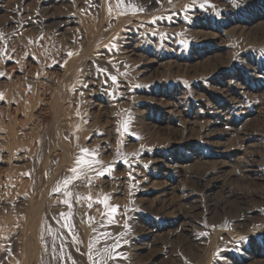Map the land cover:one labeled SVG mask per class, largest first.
I'll use <instances>...</instances> for the list:
<instances>
[{
    "label": "rangeland",
    "instance_id": "374dc122",
    "mask_svg": "<svg viewBox=\"0 0 264 264\" xmlns=\"http://www.w3.org/2000/svg\"><path fill=\"white\" fill-rule=\"evenodd\" d=\"M0 264H264V0H0Z\"/></svg>",
    "mask_w": 264,
    "mask_h": 264
},
{
    "label": "bare ground",
    "instance_id": "6f19581e",
    "mask_svg": "<svg viewBox=\"0 0 264 264\" xmlns=\"http://www.w3.org/2000/svg\"><path fill=\"white\" fill-rule=\"evenodd\" d=\"M147 4V3H146ZM146 4H137L136 2L134 3V5H136V6H138V5H143V6H145ZM132 6H133V4H132ZM135 6V7H136ZM137 28V25L136 24H133V25H130V26H128V27H126L125 29H124V32H122V33H120L119 34V39L118 40H116L119 44H120V46L118 47L119 49H120V51L122 52V54H123V56L125 57V55L128 53L129 54V52H132L133 50H134V47H136V46H134V47H132V45H130V43H131V40H136V38L134 37V35H136L135 33H134V29H136ZM117 31V30H116ZM137 36L139 37L140 36V34L139 33H137ZM137 37V38H138ZM136 44V43H135ZM138 46V45H137ZM118 53H120V52H118ZM120 55H121V53H120ZM128 57V56H127ZM91 212V211H90ZM93 214V213H92ZM84 216V215H83ZM87 216V215H86ZM25 257V256H24ZM23 257V258H24ZM22 258V259H23ZM21 259V258H20Z\"/></svg>",
    "mask_w": 264,
    "mask_h": 264
},
{
    "label": "snow or ice",
    "instance_id": "6c2138e0",
    "mask_svg": "<svg viewBox=\"0 0 264 264\" xmlns=\"http://www.w3.org/2000/svg\"><path fill=\"white\" fill-rule=\"evenodd\" d=\"M70 55H71V54H70ZM112 79H113V81L115 82V77H112ZM88 151H89L88 149H82V152H84V153H87ZM76 163H77V165L79 166V165L82 163V160L78 158L77 161H76ZM97 163H98V161H97ZM71 171H72L74 174H76V173H77V168H72ZM74 178H76V177L73 176V177L66 178V179L64 180V182H63L64 185H65V187H66L68 184H70ZM56 191H60V188L58 187V188L56 189ZM66 195H71V193H70V192H69V193H66ZM65 203H67V201H65ZM113 211H115V209H113Z\"/></svg>",
    "mask_w": 264,
    "mask_h": 264
}]
</instances>
